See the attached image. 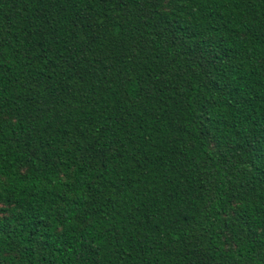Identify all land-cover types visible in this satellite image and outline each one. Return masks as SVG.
<instances>
[{"label":"trees","instance_id":"16d2710c","mask_svg":"<svg viewBox=\"0 0 264 264\" xmlns=\"http://www.w3.org/2000/svg\"><path fill=\"white\" fill-rule=\"evenodd\" d=\"M0 264H264V0H0Z\"/></svg>","mask_w":264,"mask_h":264}]
</instances>
